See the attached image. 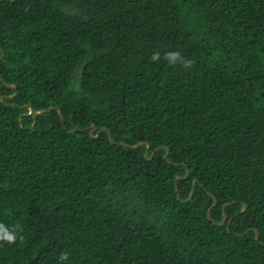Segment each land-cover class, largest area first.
<instances>
[{
    "label": "trees",
    "instance_id": "trees-1",
    "mask_svg": "<svg viewBox=\"0 0 264 264\" xmlns=\"http://www.w3.org/2000/svg\"><path fill=\"white\" fill-rule=\"evenodd\" d=\"M0 78V264H264V0H0Z\"/></svg>",
    "mask_w": 264,
    "mask_h": 264
},
{
    "label": "water",
    "instance_id": "water-1",
    "mask_svg": "<svg viewBox=\"0 0 264 264\" xmlns=\"http://www.w3.org/2000/svg\"><path fill=\"white\" fill-rule=\"evenodd\" d=\"M3 57H4V53H3ZM0 80H2V79L0 78ZM4 83H5V82H4ZM5 85H6L7 87L11 88V89H16V87L13 86V85H8L7 83H5ZM13 97H14V96H10L9 98H13ZM3 98H4V97H0V100H2ZM26 107H28V108L30 109V112H31V114L33 115L34 118H36V117H38V116H41V115H44V114H46V113H48V112L53 111L54 109H56L55 107H50V108H48V109H45V110H42V111H39V112H38V111H35L31 105H27ZM59 112H60L61 118L63 119V116H62V113H61L60 110H59ZM34 125H35V121H34L33 125L31 126V128H33ZM89 129L91 130L90 134H91V136H92L93 138L98 137V135L100 134L101 131H107L108 134H109V139H110L111 143H112V144L115 143L114 140H113V138H112V133H111L108 129H106V128H101L100 130H97V126H96V125H92L91 127H89ZM96 131H97V135L94 136V132H96ZM71 132H74V131H71ZM120 145H122V146H126V147H130V148H132V149H138V148H140V147L143 146V145H147V149H146V152H145V156H146L147 159H152V157L154 156L155 151H156V150H154L153 153H152V156L149 157V151H150V147H151V145H150V143H148V142H146V143L142 142V143H139V144L136 145V146H130V145H128V144H124V143H121ZM168 154H169V152H167V154H166V156H165L166 159L168 158ZM188 176H189V172H187V174H186V176H185L184 178H187ZM195 187H196V181H195L194 184H193V188H192V191H191L190 197H189L186 201H190V200L193 198ZM178 198L180 199V195H179V194H178ZM213 198H214V204H213V206L208 210V213H207L208 219L211 220V221H212V216H211L212 209H213V208L217 205V203H218L217 200H216V198H215L214 196H213ZM229 204H231V203H226V204L223 206V208H225V206H227V205H229ZM246 210H247V206L244 205V209L241 211V213L245 212ZM226 220H227V217H226V215L224 214V219H223V221H222L221 223H219V225H220V226H223V225L225 224ZM256 232H257V231H256ZM258 237H259V236H258V233H257L256 238L258 239Z\"/></svg>",
    "mask_w": 264,
    "mask_h": 264
},
{
    "label": "clouds",
    "instance_id": "clouds-1",
    "mask_svg": "<svg viewBox=\"0 0 264 264\" xmlns=\"http://www.w3.org/2000/svg\"><path fill=\"white\" fill-rule=\"evenodd\" d=\"M67 11V10H66ZM151 60L154 62H159L161 60L160 54L157 52L152 55ZM164 60L167 64L171 67H175L178 63L185 68H188L192 61L191 60H184L181 56L180 52L178 51H167L164 54ZM17 240V235L14 229L10 230L3 224H0V245L2 244H13ZM60 261H68L69 256L67 253H61L59 256Z\"/></svg>",
    "mask_w": 264,
    "mask_h": 264
}]
</instances>
